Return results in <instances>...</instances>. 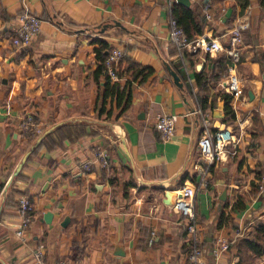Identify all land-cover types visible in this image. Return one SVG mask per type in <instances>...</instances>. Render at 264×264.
I'll return each mask as SVG.
<instances>
[{
	"label": "crops",
	"instance_id": "obj_1",
	"mask_svg": "<svg viewBox=\"0 0 264 264\" xmlns=\"http://www.w3.org/2000/svg\"><path fill=\"white\" fill-rule=\"evenodd\" d=\"M23 1L40 18L41 30L29 45L14 47L11 40ZM188 3L0 0V184L11 177L0 194V264H33L32 253L39 245L45 264H186V219L171 206L174 191L189 184L196 189L194 215L206 264L238 261L232 254L235 243L264 218V193L254 187L264 170V6L260 0ZM176 6L177 13L190 11L183 22L194 40L217 38L225 48L235 24L247 23L237 65L239 98L225 90L229 59L224 52L193 53L168 43ZM93 39L122 49L126 58L153 70L143 83H132L130 105L116 121L99 118L95 111L104 80L95 78L100 44ZM166 65L178 75L181 88ZM127 80L129 75L111 81L123 85ZM224 95L230 96L234 114L229 122ZM194 98L204 100L202 112L213 129L231 127L239 138L237 145L226 147L222 161L205 166V187L197 182L195 169L201 161V116L187 115L197 108ZM163 113L178 116L174 135L165 140L154 128L156 116ZM26 114L33 116L41 133L63 123L83 128L84 134L69 140L62 130L53 133L12 177L35 141L19 128ZM96 148L106 151L107 167L96 162L82 172L81 163L94 160ZM232 150L233 155L228 153ZM167 191L173 193L168 200ZM22 194L34 205L24 243L14 233ZM222 215L226 224L217 228ZM217 237L226 239L231 252L216 260L210 249Z\"/></svg>",
	"mask_w": 264,
	"mask_h": 264
},
{
	"label": "built area",
	"instance_id": "obj_2",
	"mask_svg": "<svg viewBox=\"0 0 264 264\" xmlns=\"http://www.w3.org/2000/svg\"><path fill=\"white\" fill-rule=\"evenodd\" d=\"M19 25L14 31L12 37V45L14 47H25L30 44L31 39L36 36L41 30V20L32 11L26 1L21 4L20 11L17 16ZM247 27V23L238 21L231 29L228 39V47H224L217 38H197L189 41L175 19L169 20L168 43L179 50H189L195 53L202 50L208 54L224 52L229 59L227 67V77L225 79V90L231 93L234 99L239 98L242 93L240 77L237 72V65L240 59V45L242 43L241 31ZM123 57V51L120 48H111L107 52L104 60V66L107 75L111 80H117L116 66L118 61ZM194 114L201 116L202 131L197 139V148L201 161L195 165L197 170V182L200 187H205L207 181L202 177L205 171V166L212 165L218 161H222L226 155H222L228 145H237V138L231 127L215 128L211 127L210 117L203 113L198 108H194L187 115ZM178 116L175 114H159L156 116L154 128L159 133L162 140L173 136L176 130ZM19 128L24 136L37 137L41 134L38 124L30 114L23 115L19 121ZM229 154H235L234 150L228 151ZM94 160L83 161L80 165L82 172H87L94 163H98L102 167H107V154L101 148H96L94 151ZM10 179L0 188V194L5 193L6 187L10 184ZM258 194L264 193V170L256 179ZM196 189L192 184L184 185L179 190L174 191L172 201V211L180 214L186 219V231L188 233L189 251L186 256V264H206L204 253L201 247L202 237L199 233L195 215H194V197ZM34 207L27 195H20L17 200V215L19 219V227L15 230L17 239L24 243L26 240V232L30 226L34 215H32ZM153 232L149 239V244L152 243ZM243 236V233L240 234ZM228 242L223 237H217L210 252L217 260L221 254L228 250ZM33 264H45L44 248L42 245L36 247L32 253Z\"/></svg>",
	"mask_w": 264,
	"mask_h": 264
},
{
	"label": "trees",
	"instance_id": "obj_3",
	"mask_svg": "<svg viewBox=\"0 0 264 264\" xmlns=\"http://www.w3.org/2000/svg\"><path fill=\"white\" fill-rule=\"evenodd\" d=\"M260 3L262 6H264V0H260ZM246 4L247 1H245L242 6H245ZM172 14L173 17L176 18L178 25L183 29L187 39L189 41H193L194 39L192 38L191 31L183 22L184 18L187 19L186 16L191 14L190 11L186 9H181V11L177 13V6H176V8L172 9ZM91 42L100 44V48L96 49V58L99 60V66L95 71L96 74L95 78L97 79V77L101 75L103 76V80H104L102 86L98 87V95H97L95 111L99 118L103 116L105 120L116 121L118 118H120V116L127 110V108L130 105L132 83L136 81L139 84L143 83L147 78V76L150 75L153 70L150 67L141 66L135 63L134 61L126 58L124 54L125 52H123V57L118 61V64L116 66V74L118 77H122L123 75H129V80L125 81L123 85H120L118 82H112L110 77L107 75V71L104 66V60L107 56V53H105V51L107 50L109 51L108 45L99 39H93L91 40ZM222 60L223 58H221V61ZM223 97L225 103L224 108L226 111V118H227L226 122H229V120L234 117L233 110L230 105V96L224 95ZM107 99L110 100V107L106 106ZM112 102L115 103V110L112 109ZM194 103L200 111H204L206 107V105L204 104V100L201 99L197 100L194 98ZM61 130L62 132H64V137H67L69 140L77 139L84 134L83 128L80 127L73 128L63 125L57 128L56 130H54L52 133L45 136L40 144H42L45 140H47L53 133H60ZM35 138L36 137H31L30 140L33 142ZM34 151L35 149L33 150V152ZM261 173L262 171H260L258 176ZM185 178L186 177L182 178V182L185 180ZM1 187L2 184H0V188ZM254 187H255V191L257 192V185L255 184ZM22 195H27V194H22ZM29 199L32 206L34 207L30 197ZM32 215H34V209L32 211ZM225 221H223V215H222L217 223V228H221L224 225V223L226 224ZM228 250H230L229 252H231L230 246H228ZM263 253H264V218L257 219L254 223V227L252 228L251 232L248 235L244 236L243 238L239 239L235 243L232 249V254L237 256L238 258V261L235 264H256V260L259 259Z\"/></svg>",
	"mask_w": 264,
	"mask_h": 264
},
{
	"label": "water",
	"instance_id": "obj_4",
	"mask_svg": "<svg viewBox=\"0 0 264 264\" xmlns=\"http://www.w3.org/2000/svg\"><path fill=\"white\" fill-rule=\"evenodd\" d=\"M175 1H176V3L181 4V5L185 6V7H187L188 4H189V3H188V0H175ZM166 69H167L169 75L171 76L173 83H174L177 87L181 88V87H182V84H181V82H180V79H179L178 75H177V74H176V73H175V72H174L169 66H167V65H166ZM249 95H250V94H249ZM250 97H251V96H250ZM62 124H63V123L55 124V125L51 126L50 128L46 129L45 131H43L39 136H37V138H36L35 141L32 143V145L30 146V148L28 149V151L24 153V155L22 156L20 162L17 164V166H16V168H15L13 174H12V177H16V176L18 175V173L20 172V170H21L23 164L26 162L28 156H29V155L33 152V150H34V149H35V148L41 143V141L44 139V137L47 136L48 134L52 133L54 130H56V129L59 128L60 126H62ZM172 194H173V193H172L171 191H167V192H166L167 200L171 197ZM222 194H223V195H222L221 199L223 200V199H225V196H224L225 191H224ZM167 203H170V201H167ZM50 216H51L50 213H46V214L44 215V218H45V220H46L47 222H50V221H48V218L50 219ZM67 221H68V218H65V219L63 220V222L61 223V225H62V226H65V224H66ZM211 240H212L211 237H208V239L206 238V241H208V242H211ZM116 254H118V253H116Z\"/></svg>",
	"mask_w": 264,
	"mask_h": 264
},
{
	"label": "rangeland",
	"instance_id": "obj_5",
	"mask_svg": "<svg viewBox=\"0 0 264 264\" xmlns=\"http://www.w3.org/2000/svg\"><path fill=\"white\" fill-rule=\"evenodd\" d=\"M256 264H264V259H257Z\"/></svg>",
	"mask_w": 264,
	"mask_h": 264
}]
</instances>
